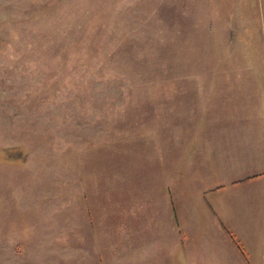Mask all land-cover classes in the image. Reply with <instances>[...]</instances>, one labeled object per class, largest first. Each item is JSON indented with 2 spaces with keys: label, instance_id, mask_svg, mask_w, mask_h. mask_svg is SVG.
I'll list each match as a JSON object with an SVG mask.
<instances>
[{
  "label": "rangeland",
  "instance_id": "1",
  "mask_svg": "<svg viewBox=\"0 0 264 264\" xmlns=\"http://www.w3.org/2000/svg\"><path fill=\"white\" fill-rule=\"evenodd\" d=\"M225 71L264 98V0H0V264H153L209 208L165 152Z\"/></svg>",
  "mask_w": 264,
  "mask_h": 264
},
{
  "label": "crops",
  "instance_id": "2",
  "mask_svg": "<svg viewBox=\"0 0 264 264\" xmlns=\"http://www.w3.org/2000/svg\"><path fill=\"white\" fill-rule=\"evenodd\" d=\"M246 75L202 77L213 80L204 89L217 90L208 103L220 117L199 124L200 134L169 140V175L176 179L185 161L186 173L200 180L199 190L209 191L211 199L209 208L200 199L191 203L199 209L182 217L183 227L171 214L158 215L162 227L153 233V264H264V98L251 93L257 86ZM192 240L199 242L189 245ZM127 252L125 264H132Z\"/></svg>",
  "mask_w": 264,
  "mask_h": 264
}]
</instances>
